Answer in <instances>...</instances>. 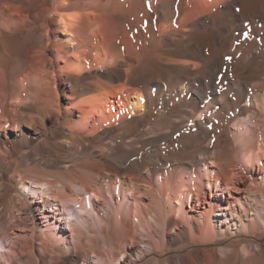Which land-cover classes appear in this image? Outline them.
Wrapping results in <instances>:
<instances>
[{
	"label": "bare ground",
	"instance_id": "obj_1",
	"mask_svg": "<svg viewBox=\"0 0 264 264\" xmlns=\"http://www.w3.org/2000/svg\"><path fill=\"white\" fill-rule=\"evenodd\" d=\"M17 66L46 69L52 93H16ZM263 76L264 0H0V257L133 264L167 236L215 239L217 215L232 236L263 226V195L227 197L264 158Z\"/></svg>",
	"mask_w": 264,
	"mask_h": 264
},
{
	"label": "rangeland",
	"instance_id": "obj_2",
	"mask_svg": "<svg viewBox=\"0 0 264 264\" xmlns=\"http://www.w3.org/2000/svg\"><path fill=\"white\" fill-rule=\"evenodd\" d=\"M207 1H209V0H207ZM85 17H86V20H88V21L90 20V18H87V16H85ZM49 19H50V17H49ZM55 19L58 20L59 16L55 17ZM101 21H100V23L98 21L99 24L96 22L97 25L95 23H93L92 26L93 27H95V26L100 27L99 31L101 29L104 30V28L106 29L108 26V28H107L108 32L106 33V35L108 34L107 37L104 34L105 38L107 39V40L104 39L106 42L108 41L111 44L112 43L115 44V47L119 48V49L122 46L123 47L128 46L127 44L129 42L128 40L130 37L127 34L128 32L122 23H119V22L115 23L111 20L109 22L107 21V23H106V21L104 19H101ZM49 23L51 25L50 21H49ZM101 25L105 26V27L102 28ZM95 28L98 29L97 27H95ZM102 30L100 31V33L103 32ZM105 32H106V30H104V33ZM99 38L102 39L101 37H99ZM32 39L36 40V37L32 36ZM126 39H128L127 43H126ZM109 40H111V41H109ZM124 41H125V43H124ZM119 42H121V43H119ZM93 43L95 44L94 41L93 42L91 41L90 47L96 48V44L94 45ZM120 45H121V47H120ZM17 67H19V66H17ZM17 67H15V69H13L14 70L13 75H14L15 86L17 85L16 88L14 86L13 90L17 93L16 90H18L17 89L18 87L22 88V87H25L26 85H28V86H30V87H28L29 91L31 90L33 92L32 93L31 91L30 92L27 91V94H25L26 92L24 94H22V96L25 95L23 97L24 99L27 98L28 95H30V94L31 95L33 94L32 96H34V95L38 96V98L40 99V98L46 97L45 95H49V93H52L51 92V88H52L51 84H52L53 79H52L51 75L48 74L49 72H47L46 69L39 68V67H37L38 68L37 69L35 67V69L32 70V72H30L29 80H28V82H26L27 81V79H26L27 78L26 77L27 72L26 71L23 72V71H21L20 67L18 69H17ZM101 67L102 66H99V70L104 69V66L102 68ZM95 68L96 67L91 68L90 69L91 72L94 71ZM97 68H98V66H97ZM84 71H82L81 73L83 74ZM54 77H57V76H54ZM141 79H142V77L138 81L139 83H133V84H131V86L133 88H136L138 85L141 84L140 83ZM257 81L259 83L264 84V76L262 78H259L258 80H256V82ZM50 85H51V87H50ZM28 93H30V94H28ZM57 99L60 102H62V100H63L62 97L59 95V93H58ZM10 100H11V102H15V101H18L19 99H16L15 97H11ZM256 111L257 110L255 109L254 114L256 116H258L259 114ZM260 136H262V134ZM263 139L264 138L261 137L259 142H263ZM225 149H226L225 152L229 153V151L231 149H234V144L232 142L229 143ZM231 152L232 151H230V153ZM260 164H261V166L256 164L255 168H252L251 165L243 163V166L245 168L242 170L243 174H241L242 171L237 170V171H239L241 177L242 178L244 177L243 181L237 183L235 185L237 188H235V186H234L233 190L231 189L227 193V197L229 200L236 201L240 198L241 201L250 204L249 207H253V209L255 208L253 201L251 199H245L244 197H241V195H248L249 194L251 196L253 194H257L256 195L257 199H259L261 201L263 200V196H264L263 185L262 186L260 185V189L259 190L257 189L256 191L247 189V191L245 190L244 193L240 192L241 187L251 185V183L253 184L251 186H254V184L258 185L260 183V181H261L260 177H264V158H262ZM39 166L41 168H44L43 165H39ZM143 170H146V169H143ZM203 181L206 184V179L203 178ZM18 187L19 186H16L17 189H18ZM19 193H20V197H27L24 192L20 191ZM1 196L2 197H0V202L2 203V206L4 205L5 207H7L6 204L3 203L6 201V196H4V195H1ZM221 198L222 197H220V199ZM53 204L54 203L51 202V205H53ZM59 204L61 205V210H66V206L64 205V203L60 202ZM69 204L72 205V203H70V202H69ZM235 206H238V205L235 204ZM257 207H258V210L260 211V213L263 214V216H264V205H259ZM9 209H11V208L9 207ZM67 213L69 214L70 212H67ZM221 219H223V216ZM214 220L215 221H213V224H215V228L218 229V226L221 225L223 230H224L220 235L216 236L215 239L194 240L193 242L189 241V240H179V241H176L174 243H170L169 237L167 236L165 239L167 241L168 246H170L168 249H159V250L154 251V252L148 251L149 253L147 255H145V257H143L139 261H134L133 264H166L169 260L172 261L170 264H181L179 262L180 259H184L183 263L188 262L189 264H264V225L263 226L261 225V227L255 226V228H252L251 231H244L240 235L232 236V232L235 231L234 228L231 229V227H227L226 223H223L222 221H220V216H218V215L214 217ZM246 222L251 224L250 221H246ZM9 234H11V233L7 232L5 234L0 235V250H2L3 246L7 244L8 238L11 237V235L9 236ZM112 234H113L112 236H114L115 238L118 237L117 233H112ZM17 244H18L17 247L19 248L21 245V242L16 243V245ZM140 248L146 249L147 247H145V245L142 244V245H140ZM6 253H7V255L5 257L7 259H10L9 252L6 251ZM1 259L2 258L0 257V264H6L3 261V259L2 260ZM22 259L23 258H21V257L18 260L15 259L13 264H25V262ZM90 260L91 261H89V264H95L93 259H90ZM22 262H24V263H22ZM79 264H84V261L80 260Z\"/></svg>",
	"mask_w": 264,
	"mask_h": 264
}]
</instances>
